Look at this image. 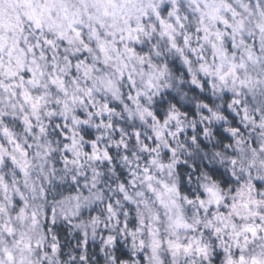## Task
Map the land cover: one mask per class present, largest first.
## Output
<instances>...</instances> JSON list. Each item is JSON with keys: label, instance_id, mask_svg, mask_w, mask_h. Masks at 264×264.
I'll list each match as a JSON object with an SVG mask.
<instances>
[{"label": "clouds", "instance_id": "clouds-1", "mask_svg": "<svg viewBox=\"0 0 264 264\" xmlns=\"http://www.w3.org/2000/svg\"><path fill=\"white\" fill-rule=\"evenodd\" d=\"M0 37V264L264 260V0H0Z\"/></svg>", "mask_w": 264, "mask_h": 264}, {"label": "snow or ice", "instance_id": "snow-or-ice-1", "mask_svg": "<svg viewBox=\"0 0 264 264\" xmlns=\"http://www.w3.org/2000/svg\"><path fill=\"white\" fill-rule=\"evenodd\" d=\"M233 15H235V13H233ZM37 27L39 28V23H37ZM74 31H75V29H74ZM76 34L79 35V32L77 31ZM0 39H2V37H0ZM46 43H49V42L46 41ZM81 43H84V41L82 40ZM85 50L88 51V47L86 44H85ZM29 75H30V70L25 73L26 77H28ZM257 215H259V214H257ZM261 225H264V215H259V219H258L256 225H248L244 228V232L247 234L245 236V240H244L245 247H247V245L249 243V237H251L252 239H256V238H258L259 232L261 230H264L261 228ZM170 247H172V246L170 245ZM174 247H176V249L179 250V248L181 246L176 245ZM237 247L239 248V236H237ZM184 251L187 252V251H189V249L184 248ZM8 258H9V260H11L12 256L9 255ZM225 264H234V261L230 255H229V258L225 261ZM239 264H248V261H246V258L244 255H239ZM250 264H264V260L258 259L256 257H252L250 260Z\"/></svg>", "mask_w": 264, "mask_h": 264}]
</instances>
